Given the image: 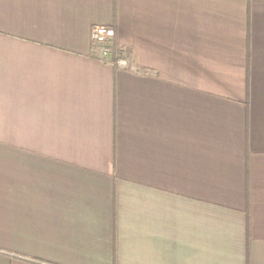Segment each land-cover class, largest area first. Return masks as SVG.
<instances>
[{
  "label": "crops",
  "instance_id": "0c3cea01",
  "mask_svg": "<svg viewBox=\"0 0 264 264\" xmlns=\"http://www.w3.org/2000/svg\"><path fill=\"white\" fill-rule=\"evenodd\" d=\"M0 264H264V0H0Z\"/></svg>",
  "mask_w": 264,
  "mask_h": 264
},
{
  "label": "built area",
  "instance_id": "2783aa9c",
  "mask_svg": "<svg viewBox=\"0 0 264 264\" xmlns=\"http://www.w3.org/2000/svg\"><path fill=\"white\" fill-rule=\"evenodd\" d=\"M91 38L96 45L101 62L108 63L118 69H125L127 67V60L121 53L113 55L111 45L115 39V31L108 25L94 26L91 31Z\"/></svg>",
  "mask_w": 264,
  "mask_h": 264
},
{
  "label": "trees",
  "instance_id": "16d2710c",
  "mask_svg": "<svg viewBox=\"0 0 264 264\" xmlns=\"http://www.w3.org/2000/svg\"><path fill=\"white\" fill-rule=\"evenodd\" d=\"M112 47H111V49H112V53H113V55H115L116 54V51L114 50V47L113 46H115L114 44H112L111 45ZM118 53L119 54H121V52L120 51H118Z\"/></svg>",
  "mask_w": 264,
  "mask_h": 264
}]
</instances>
